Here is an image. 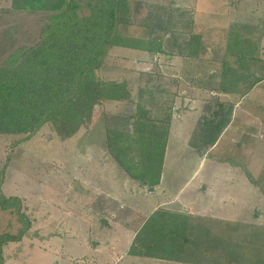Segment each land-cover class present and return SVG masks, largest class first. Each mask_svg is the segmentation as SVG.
<instances>
[{
    "label": "rangeland",
    "instance_id": "obj_1",
    "mask_svg": "<svg viewBox=\"0 0 264 264\" xmlns=\"http://www.w3.org/2000/svg\"><path fill=\"white\" fill-rule=\"evenodd\" d=\"M128 1L132 10L128 35L145 37L149 26L168 25L154 35L162 37L167 54L185 57L183 65L190 68L189 73L179 74V64L173 66L179 70L170 66L166 74H160L164 55L160 61L149 57L150 69L156 72L136 83L149 79L169 90L159 105H151V115L164 119L168 113L164 107L175 106L176 97L185 95L179 91L186 84L199 88L191 96L197 100L205 96L211 100L210 108L199 100V114L190 110L182 120L170 121L163 155L165 192L141 186L108 151L107 130L131 126L120 117L130 102L124 106L121 101L119 108H107L100 115L95 111L91 126L69 139L59 137L50 123L31 137L0 134V193L21 198L20 210L17 204L10 209L0 207V236L26 230L20 242L3 246L6 264H117L119 260L112 261V255L126 251L131 232L160 202H167L166 208L174 211L222 218L223 225L239 221L264 227V80L235 107L236 97L232 103L215 102L217 85L208 78L222 69L231 28L233 35L242 37L259 34L258 54L264 59V0ZM0 3L1 65L12 50L36 41L46 16L9 11L10 0ZM193 34L201 41L197 58L186 56ZM9 35L12 40L7 39ZM129 50L114 48L102 71L111 69V75L120 79L128 75L125 54ZM100 76L104 74L87 76L91 99L99 105ZM171 130L176 134L170 137ZM76 181L83 191L76 189ZM137 259L145 264H190Z\"/></svg>",
    "mask_w": 264,
    "mask_h": 264
},
{
    "label": "trees",
    "instance_id": "obj_2",
    "mask_svg": "<svg viewBox=\"0 0 264 264\" xmlns=\"http://www.w3.org/2000/svg\"><path fill=\"white\" fill-rule=\"evenodd\" d=\"M10 2L9 11L42 13L46 21L34 43L12 50L0 65V134L31 137L50 123L59 137L69 139L93 122L99 104L91 99L87 76L102 72L114 48L167 54L162 37L154 32L167 30L168 25L147 26L145 37L128 35L132 23L128 0ZM166 23L172 25V22ZM233 34L231 28L222 69L208 78L219 92L242 99L264 80V59H259V34L249 37ZM8 38L12 40L10 35ZM200 45V37L191 35L186 56L199 57ZM230 56L235 58L234 62L227 59ZM189 71L190 68L186 73ZM104 76L99 79L102 103L132 101L125 79L110 80ZM161 87L148 81L140 89L131 126L107 130L110 155L133 180L150 188L160 181L173 113L169 105L164 107L168 112L164 119L151 115L152 106L159 105L162 96L169 93ZM15 204L20 210V197L0 193L2 209H10ZM223 221L209 215L159 207L137 231L129 253L190 264H230L231 261L264 264V227L246 226L239 221L223 225ZM25 233L23 229L17 235L0 236V264H6L3 246L10 241L20 242Z\"/></svg>",
    "mask_w": 264,
    "mask_h": 264
},
{
    "label": "crops",
    "instance_id": "obj_3",
    "mask_svg": "<svg viewBox=\"0 0 264 264\" xmlns=\"http://www.w3.org/2000/svg\"><path fill=\"white\" fill-rule=\"evenodd\" d=\"M177 42H178V44H180V41H177ZM176 54H178V53H176ZM151 55L152 54H150V53H147V52L142 51V50H137V49H130L128 51V53L125 54V60H126L127 64H129V67L127 68V70H129L130 72L127 73V71L125 70L124 72L127 73L128 75H126L125 77H122L121 79H125L127 81L128 88H129L130 93H131V96H132V101H123L122 102L123 105L124 104L126 105V102H130L129 103L130 105L128 106V108H124L123 113H120V115H121L120 117L123 116V118L128 119V121L130 123H132V121H133V118H131V117L134 116L135 113L137 112V104H136V101L139 99L140 89L146 86V84H147V82H148L149 79L147 81L145 80L143 83H141V82L140 83L139 82L136 83V80L137 79H142L143 76L144 77L146 76L147 78H149L150 76H153L152 75L153 73L156 72V71H153V70L151 71L150 64L147 62V60L149 59V57H151ZM162 55H164V54H156V55H152V57L155 59V61L156 60L160 61ZM164 57H165V61L163 63H161V65H160L162 71H159V72L157 71L160 74H166V71L169 68H171L170 66H172V67L173 66H178L179 64L181 65V70H180V72H178L179 74L182 71L184 72V71H186L189 68L188 65H187L186 69L184 68L185 65H183V62H186V60H185L186 58L183 57V56H180V55L179 56H173L171 54H166V55H164ZM178 59H180L179 60V63L176 62ZM173 68L176 70L177 67H173ZM154 70H156V69H154ZM177 70H179V69H177ZM102 73L105 75L104 77L106 79H110V80H121L120 77L114 78L111 75V73H112L111 69L103 70ZM137 74H138V76H137ZM179 74H177V76H179ZM176 81H177L176 83H179V86L182 85V84H180V80L179 79H177ZM181 82H182V80H181ZM186 85H185L186 87H183V89L181 91H179V93L182 92L183 94L185 93V95H183L181 98L176 97L178 100H176L174 102V105L175 106L173 107L174 110H173V113H172V116H171V120L172 121H174V119H176V118L182 120V116H184V114L186 115L187 113H190V110L191 111L194 110L195 115L196 114H199V112H198L199 107L197 106V104H198L197 102L199 100H201L200 101L201 104H203V102H206L205 104L208 103V107L210 108L209 103L211 102V100L207 101L206 98H205V96H203V98L199 97V100H197V98L194 95L191 96L192 94L195 93V91L197 93L200 92L199 88L191 87L188 84H186ZM214 92H213V94H217L219 96L215 100V102H218L219 104L222 103V102L226 103V101H228V100L230 101V103H232V100H234V98L236 97V96L231 95V94L221 93V92H219L217 90L214 91ZM206 96H208V94ZM237 99H238L237 102H236V100H234V102H233V105L235 107H238L241 104V102H242L241 99H240L241 102L239 103L238 102L239 101V98H237ZM114 102L115 101H108V102L102 103L101 105H97L96 106L97 113L100 115V113H101L102 110H106L107 108H109V109H115V108H119L121 106L120 105L121 104V101H116L118 103L120 102L119 104L118 103H114ZM204 109H205V107L203 108V112H204ZM191 114H189V115H191ZM99 115H98V117L96 119H94V122H97L96 120L99 118ZM229 124H230V122H229ZM83 130L85 132V129H83ZM175 134L176 133L175 132L173 133V130H171L169 136L171 137V136H174ZM166 154L168 155L169 153H166ZM202 161H204V159H202ZM164 162H165V160H164ZM164 169H165V166H164V163H163V166H162V169H161V176H160L159 184L157 186L153 187V190L156 189L155 192H157V191L165 192V190H166V187L164 185V178H163ZM141 186H143V185H141ZM149 190L150 191H153L151 189H149ZM166 203L167 202H165V203L160 202L157 205H155L153 207V209L149 211L147 217L149 216L150 213H152L153 211H155L159 207H167L166 206ZM201 215H204V214H201ZM220 219H222V218H220ZM144 222H145V220H144ZM144 222H142L138 228H135V230L131 232L130 236L128 237V241L129 242L127 243V247L125 248L126 251H124L121 254L115 253V251H113L115 254L112 255V258L114 256L115 257H114V259H112V261L113 260H119V261H121L120 264H145V263H142V262L140 263L138 261L140 259H137V258H141L140 256H134V255H131L129 253V249H130V246H131V244L133 242V239H134L137 231L144 224ZM104 223H106V222H104ZM115 249H118V248H115ZM142 258H145V257H142ZM147 258H151V260H153L154 262H158V261L159 262L160 261H162V262L169 261V260H164L163 261L162 259L153 258V257H147ZM119 261H117L116 263L119 264L118 263ZM172 262H177V261H172ZM93 264H96V263L93 262ZM98 264H104V263H101L100 261H98ZM113 264H114V262H113Z\"/></svg>",
    "mask_w": 264,
    "mask_h": 264
},
{
    "label": "water",
    "instance_id": "obj_4",
    "mask_svg": "<svg viewBox=\"0 0 264 264\" xmlns=\"http://www.w3.org/2000/svg\"><path fill=\"white\" fill-rule=\"evenodd\" d=\"M75 187L78 191H83V189L81 188V184L80 181H76ZM151 190H153V188H150ZM102 222H105L102 220Z\"/></svg>",
    "mask_w": 264,
    "mask_h": 264
}]
</instances>
